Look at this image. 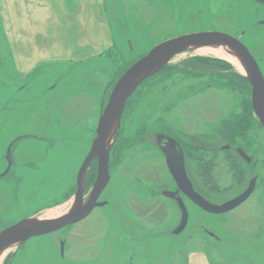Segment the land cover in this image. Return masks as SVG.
<instances>
[{
    "label": "rangeland",
    "instance_id": "1",
    "mask_svg": "<svg viewBox=\"0 0 264 264\" xmlns=\"http://www.w3.org/2000/svg\"><path fill=\"white\" fill-rule=\"evenodd\" d=\"M21 1L39 10L33 23L42 34L35 45L40 61L28 78L16 77L0 18V174L10 146L12 159L0 178V232L22 220H55L72 211L77 172L113 81L156 45L222 32L247 48L264 77V6L251 0ZM197 59L220 69H183L184 62ZM231 67L236 70L190 50L142 83L108 139L110 178L99 198L105 206L76 225L10 246L0 264H264V130L253 114L243 138L229 134L233 147L254 164L245 167L241 184L232 183L228 151L222 149L228 145L222 140L227 125L250 103L251 89L228 81ZM157 134L181 141L187 177L208 203L220 206L236 198L255 176L253 193L220 215L182 198L188 222L174 235L181 214L162 196L175 185L155 145ZM202 152L213 157L219 193L196 177ZM96 172L93 167L82 181L86 200Z\"/></svg>",
    "mask_w": 264,
    "mask_h": 264
},
{
    "label": "water",
    "instance_id": "2",
    "mask_svg": "<svg viewBox=\"0 0 264 264\" xmlns=\"http://www.w3.org/2000/svg\"><path fill=\"white\" fill-rule=\"evenodd\" d=\"M256 1L263 2L262 0ZM203 47H225L230 49L237 57L246 74L241 75L246 79L251 89V110L264 130V78L256 61L240 41L228 34L217 31L192 33L164 41L129 66L113 85L108 99L100 112L95 138L77 172L75 204L72 211L55 220H22L5 228L0 232V252L12 245L24 243L32 238L49 235L76 225L85 220L94 209L105 206V203H99L98 199L109 182L108 139L111 132L117 131L120 127L122 113L127 101L143 82L166 68L175 56ZM159 138L161 137L159 136ZM240 154L243 158L245 157L244 153L240 152ZM94 160H97V175L91 194L84 201L82 181ZM6 161L7 167L0 174V178L4 177L11 167L9 149L6 152ZM179 162H181L180 156L176 157L177 167L176 169L171 168L170 175L176 182L178 191H181L204 213L210 215L228 213L243 204L253 192L254 182L250 184L244 193L229 202L220 206L209 204L192 191L183 167ZM178 191L175 193L164 192L162 194L165 198L174 199L181 213L180 223L174 230V235L180 234L188 222V213L184 204L179 197L175 198Z\"/></svg>",
    "mask_w": 264,
    "mask_h": 264
},
{
    "label": "crops",
    "instance_id": "3",
    "mask_svg": "<svg viewBox=\"0 0 264 264\" xmlns=\"http://www.w3.org/2000/svg\"><path fill=\"white\" fill-rule=\"evenodd\" d=\"M25 13L32 14V17L23 16ZM37 14V7L27 6L21 0L17 1V5L15 0H0L4 44L11 53L13 70L18 78H28L40 61V52L35 45L38 43L36 38L42 34L33 23L39 18ZM25 19H29L30 23ZM44 37L51 38V35Z\"/></svg>",
    "mask_w": 264,
    "mask_h": 264
},
{
    "label": "trees",
    "instance_id": "4",
    "mask_svg": "<svg viewBox=\"0 0 264 264\" xmlns=\"http://www.w3.org/2000/svg\"><path fill=\"white\" fill-rule=\"evenodd\" d=\"M135 61L132 63L128 64L125 69L115 78L113 81L112 85L115 84V82L119 79V77L124 73V71L131 66ZM211 60L209 59H197V60H190L186 61L183 63L184 67L183 69H189L191 71H196V72H201V71H215V69H220L219 65L217 63L213 62L211 64ZM216 67V68H215ZM167 68L163 69L161 72L158 74L162 73L165 71ZM230 72L227 75L228 81H231L233 84L239 86L241 90H244L245 92H248L250 87L248 85V82L246 79L239 74L236 70H234L232 67L230 68ZM144 83V82H143ZM129 101V100H128ZM127 101V103H128ZM126 103V107L127 104ZM247 108H244L243 114L237 115L236 119L234 122L229 123V127L227 125V131L225 132V136L222 139L224 142L228 143L233 141V138L229 136L231 132L239 134L243 138L244 130L246 131L248 129V126L251 123V116H252V110L250 103L247 101L246 102ZM246 109V110H245ZM244 139L241 140V142H245ZM198 166L196 169V175L198 179L200 180L201 185L207 189L209 192L213 193H219L220 188L218 186V182L214 176V160L213 157L210 156L208 153L202 152L198 155ZM227 162V165L230 169V174H231V179L232 183L235 185H239L242 183V181L245 178L246 175V168L243 166L241 162H239L233 155H230L228 153L227 159L225 160ZM93 170V167L90 169V171L87 173L88 174Z\"/></svg>",
    "mask_w": 264,
    "mask_h": 264
},
{
    "label": "flooded vegetation",
    "instance_id": "5",
    "mask_svg": "<svg viewBox=\"0 0 264 264\" xmlns=\"http://www.w3.org/2000/svg\"><path fill=\"white\" fill-rule=\"evenodd\" d=\"M251 1H254L255 3H257V4H259V5H261V6H264V0H262L263 2L261 3L260 1H256V0H251ZM255 60V59H254ZM257 63V62H256ZM258 65V64H257ZM259 67V66H258ZM261 72V71H260ZM263 76V75H262ZM264 78V77H263ZM252 114H253V112H252ZM254 115V114H253ZM256 118V117H255ZM257 119V118H256ZM258 121V120H257ZM259 123V122H258ZM260 125V124H259ZM262 128V127H261ZM159 136L161 137V138H159ZM161 139V140H159V139ZM155 145H156V147L158 148V150L160 151V153L162 154V156H163V158H164V164H165V167H166V169H167V171H168V173H169V175H170V170H171V168L172 169H176V167H177V163H176V157H179L180 156V158H181V162H179V164L183 167V170H184V172H185V174H186V179H187V181L189 182V184H190V187H191V189H192V191L195 193V194H197L198 196H200L197 192H195L194 191V189H193V186H192V184H191V182L189 181V179H188V177H187V173H186V164H185V153H184V151H183V144L181 143V141H179V140H177V139H175V138H173V137H170V136H168V135H165V134H157L156 135V137H155ZM233 146H235V144H234V142L233 141H231V142H228V145L227 146H225V147H223L222 149L223 150H225V151H228V153L230 154V155H233L239 162H241L242 164H243V162L246 164V166L243 164V166H245V167H250V166H254V164L252 163L253 161H252V159H251V157L250 156H248V154H246L245 152H243L242 150H240V149H236V148H234ZM10 148H11V146L9 147V148H7V150H6V152L8 151V149H9V152H10ZM232 150H235V152H234V154H233V152H232ZM240 152H242V153H244V155H245V157L243 158L242 156H241V154H240ZM110 154H111V150H109V163H108V173H109V178H110V170H109V166H110ZM10 159H11V155H10ZM5 163H6V167H7V161H6V154H5ZM198 162H199V160H198V156H196V168H195V174H196V169H197V166H198ZM263 165H264V163H263ZM11 166H12V159H11ZM92 167H95V170L97 171V160H94L93 162H92V164H91V166L89 167V169L87 170V173L90 171V169L92 168ZM11 168V167H10ZM10 170V169H9ZM229 171H230V169H229ZM87 173H86V176H85V179H86V177H87ZM97 173V172H96ZM170 177H171V175H170ZM196 177H197V175H196ZM171 179H172V181H173V183H174V185H175V191H173V192H171V193H175L176 191H178V186H177V184H176V182L174 181V179L171 177ZM197 179H198V177H197ZM199 180V179H198ZM232 180V179H231ZM200 181V180H199ZM252 182H254V188H255V184H256V178H255V176H253V178H252V180L249 182V184H248V186H247V188H246V190L248 189V187L250 186V184L252 183ZM245 190V191H246ZM254 190V189H253ZM244 191V192H245ZM75 192H76V190H75ZM243 192V193H244ZM103 193V192H102ZM101 193V194H102ZM164 193V192H163ZM162 193V194H163ZM253 193V192H252ZM75 194V193H74ZM85 186H84V188H83V199H84V201L86 200L85 199ZM241 195V194H240ZM239 195V196H240ZM101 196V195H100ZM251 196V195H250ZM177 197H179L180 199H181V201H182V203H183V200H182V198H185V199H187L190 203H192L181 191H178V193L175 195V198H177ZM201 197V196H200ZM238 197V196H237ZM100 198V197H99ZM201 198H203V197H201ZM204 199V198H203ZM174 202H175V200L174 199H172ZM205 200V199H204ZM206 201V200H205ZM98 202L99 203H103V202H100L99 201V199H98ZM207 202V201H206ZM176 203V202H175ZM184 204V203H183ZM193 204V203H192ZM210 204V203H209ZM177 205V204H176ZM194 205V204H193ZM185 206V205H184ZM195 206V205H194ZM196 207V206H195ZM186 208V207H185ZM198 208V207H197ZM96 209H98V208H96ZM179 209V208H178ZM199 209V208H198ZM95 210V209H94ZM93 210V211H94ZM187 210V209H186ZM200 210V209H199ZM92 211V212H93ZM180 211V210H179ZM188 213V212H187ZM181 214V213H180ZM63 244H61V249H60V254H61V256H63Z\"/></svg>",
    "mask_w": 264,
    "mask_h": 264
},
{
    "label": "bare ground",
    "instance_id": "6",
    "mask_svg": "<svg viewBox=\"0 0 264 264\" xmlns=\"http://www.w3.org/2000/svg\"><path fill=\"white\" fill-rule=\"evenodd\" d=\"M192 50H196L199 51L203 54H208L211 55L217 59L220 60H224L226 62H228L229 64H231L240 74L242 75H246L239 60L237 59V57L232 53V51L228 48L225 47H203V48H196V49H192ZM15 146L13 145L12 148H14ZM30 153H27V156H30ZM105 191V189H104ZM103 191V192H104ZM6 252V249L0 252V263L2 261V258L4 256V253Z\"/></svg>",
    "mask_w": 264,
    "mask_h": 264
}]
</instances>
